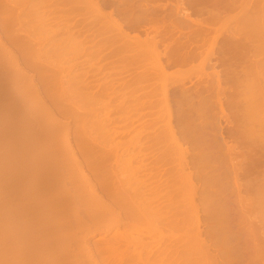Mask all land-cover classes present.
Listing matches in <instances>:
<instances>
[{
	"label": "bare ground",
	"instance_id": "obj_1",
	"mask_svg": "<svg viewBox=\"0 0 264 264\" xmlns=\"http://www.w3.org/2000/svg\"><path fill=\"white\" fill-rule=\"evenodd\" d=\"M29 1L30 0H0V13H1L0 15H2V16L4 15L3 17L0 16L1 17L0 21H2V22H0V58L1 59L4 58L2 60L0 59L2 61V62L0 61V65H1L0 66V89L2 90V91H0V95H2L4 93V90H6V88H11V86L14 88L15 85H17V86L19 85V88L18 87H17L18 89L16 88L19 92L15 91V93L16 92H18V93H16L14 95V91L12 90L13 89L12 88L10 91L13 92V93L12 92L11 93L15 97L13 98L12 96H10L9 98L13 99V102H12V100H11V102H12V104H14L13 105L14 108H17V109H13V114H16L18 116V118H20L18 120H20L19 122H21V124L22 123H24V124H22L23 127H21L20 126L21 124L19 122H16L18 125H16L15 127L13 126V128L12 127L9 128V130L7 129V132L9 134L11 131L14 132L13 134H10V135L16 136L20 132L22 133L27 128L31 129L30 128L31 125H35L34 127H32L34 129L39 124V126H37L35 128V131H36L37 128L40 127V129L38 131H36L38 133L42 129L40 131L42 133L39 134V138L41 141H39V139H37L38 134L37 133L35 134V131L31 132L34 134L30 133L31 137L28 136L29 137V139H28L26 137V135H28L30 130L29 131L26 130L28 132L27 134H26V131H25V133L24 132L22 133V135L24 134V136H25V138L23 137L24 141L22 140V137H17L16 139H18V141H20V142L18 143V141H16L17 144H16V142H13L12 145H9V147L13 146L12 149L10 147V150H12V151L14 150L13 152L16 151L15 152L16 155H18L19 153L21 154L22 152L23 153L26 152L27 154L28 153L31 154L33 152V150L35 149V147H37V149H35L37 151V153L35 150L34 151H35L36 155L38 154L39 156H41V154H42L41 150L44 149L42 151L43 152L42 155H44V157L41 156V159H40V157H38L37 159H34L35 162L38 159H40L39 162L37 161L39 164L35 163L33 159L30 161H27L28 159L26 160V158L24 157V154L22 153L23 157H24L22 159H24V160L21 159L20 161L21 162L23 161L22 163H24V161L26 160L25 163L28 167H26V165L24 167H22L23 177L21 175L22 178H20V179L23 180V182H25V180H24L25 176L24 175H26L25 179H28V177L30 178V177H32V175L34 176L36 174V172L38 171V172H40L41 175L44 173L46 174V176H45V174L42 175L43 178L45 176V178L47 177L50 179V180L49 179L46 180L45 178L43 179V181H45L44 184H43V181L41 182V185L43 184V186H42L43 188H45V189H57L56 191H58L60 189L62 190L61 193H58V194L54 193L55 195L53 194L52 196L50 195L51 197L49 196L46 199L45 203L41 202L42 204H39L38 206H43V205L44 206L37 208L40 211L36 210V207H37L36 206L33 209L34 213L32 212V214H30L31 216L35 214V216L39 215L37 217H40L41 212L48 210V212L47 211L46 212L47 213L50 212L51 214L50 213L47 214L45 212H44L45 214L42 213L41 216L44 215L45 217L44 216H43L44 218L40 217L39 218L40 220L36 219L37 217L33 216L35 218V221L37 220L38 222H42L45 220H46V222L50 221V223L47 222V224L49 223V225H47L46 228H45L46 224L44 225V228L43 227L41 228L44 230L39 229L40 228L39 227L38 228L39 230H37V231L41 230L40 231L41 234H43V232L46 233L49 231L48 233H50V234H48V235H50L54 239L56 237L55 235H57V234H59L58 235L59 237L54 240V242H53L54 244L49 243V245L47 247L48 249L43 248L41 245H38L39 247L41 246L45 250H43L41 248L38 249V246L33 247V249H32V247L28 248V247H26V245L24 243L25 246L22 245V247L20 246L17 249V250H20L21 252L22 251L23 252L18 254L16 257H14L13 255L7 256L5 258L3 264H155V263H158V264H190V262H188V261L196 260V259H198V262H200L201 264H231V261L227 259L228 253H226L224 250H219L218 253H214L211 251V248L213 249L214 247L216 248L217 245H220L219 243L221 240L213 238V237H215L214 235H216V234H214L215 229L213 231V228L212 229L208 228V225L210 223H208V220H207L208 218H206L207 215L203 216L204 215L203 214L202 215L203 217H201L200 214L202 211L199 212L201 209L199 210V206L196 203H195V205L193 204V201H194L193 198L195 199L194 194H193V193H195L193 191L194 190V184H192V182H193L191 179L192 174L188 170H187L188 175H186V176H189V175L190 176L186 177V178L188 179L187 186L189 187V189L186 186L182 187L183 190H181V188H179L183 182L181 184H178V182H180V180H178V178H177L178 177L177 173L180 171L184 172L183 170H180V169H181V167L184 168L183 163L187 161V159H186V161H184L185 157H183V158L180 157L181 154L179 153V157L182 158L181 162L183 165L181 164V162H180L181 159H180L178 161V167H180L179 162H180L181 167L175 168V169L180 170V171H178V172L176 171V173H174V175L175 174L177 175V177L175 175L176 181L174 183L169 179L170 176L167 177L166 174L168 173V171L165 169V167L161 168L165 165V163H164L165 160L163 161V158H160V157L159 158L161 159V161L158 158H156L158 160L154 159V160H151L152 162H149L152 164V166H151V164H149L150 165L149 170H151V171L149 173H146V174L145 173L141 174L142 173L141 169H143L144 163L146 161L144 162V160H142V158H141L142 156L140 157V155H139V157L137 156V159L135 158V155H133V154L130 156L128 155V158L121 159L122 157H120V158L118 157L119 161L117 162V160H116L117 166L116 167H110V165L114 164L113 162L115 161V160L113 161L112 159H114V157L117 159V156H115V155L121 154L120 152L118 153V151L121 148H125V146L123 147V145L125 143L118 141L121 138H119L117 136L112 138V139L110 138L111 142L113 141L111 143L109 140V137H111V136H107V135L104 136V134L107 133L106 131H105V133L103 131H102L103 133L100 131L99 132L97 131L101 135L103 134V136L106 137L105 139H102V136L100 134H99V138H96L98 140L93 138V137H95V135H98V133L97 134L95 132L92 133L93 129L95 131V128H97L98 126H100L99 128H102L103 127L102 125H104L103 122L100 123L102 125L98 124V122H97L98 126L94 125L97 120L94 122V124L91 123V125L92 126L94 125L95 128L91 127L90 124L87 125V126L90 125L89 128H91L90 129L91 134L95 133V135H93V136L91 134L89 136V134H88L89 129H87L88 127L86 128V124L91 119L90 116H92V114L94 115V113L91 111V109L95 110L96 108H98L94 105H93L94 108H91L90 104L91 103H97L98 104L102 100L101 98L103 96L105 97V95L107 94L105 92H107L108 90L110 91L111 89L112 90L115 89L116 91L113 90L114 93L116 92L117 94L118 93L121 94L122 93L121 90L125 89L128 92L121 94L120 98L116 94V96L119 98L118 101H116V104L113 103L115 101L114 96H112L113 98L110 97L111 94L113 93V91H112V93H108V94H110L108 96V98L106 95V98L107 99L110 98V99L108 101H107V99L106 100L104 99L105 104H104L103 100H102L103 103L100 102L104 105L99 103L100 105H102V107L104 109H111L110 110L111 112L117 111V113H118L117 115H121L119 112H122L120 120L123 122L124 125L122 124L123 126H121V127H120V125H118L121 128V129H119V127H117L116 133L119 134L118 136H120L122 134L124 136L125 133H130V132H132V135H134L133 133L137 132V130L135 131V129H134V131H135L134 132L133 128L135 127L136 129H138L137 127H139V125L141 124L140 123L139 125H137L139 123L138 122L136 124L137 125V127H136L135 123L137 121H139L140 119H144V117L148 116V119L145 118L146 120L145 119L144 120L145 121L149 120L148 125L150 127L151 126H152V128L155 127V129H157V130L160 129L159 127H162L160 130L162 132L166 131V133H167V134H165L166 138H168L167 136L169 134V137H171V139L175 141V144L177 143L178 145H180V148L183 147L182 143L180 142L183 137L180 138V136H177V135H180L179 132L182 134V131H180V129L179 130L175 129V127H177V126L179 127L180 125L175 124L176 120H174V119L178 120V118H180V117L177 118L178 115L175 114L176 112L173 113L171 110L172 108H174L175 104L172 108H171V106L173 103H171V105H170V101L173 102L172 101L173 99L170 100L169 96L171 95V93L173 91L171 89L172 92L170 94H166L167 92L162 93V90H164L163 86L169 84V83H165V85H164V82L170 78V75L174 74V73H172L173 71H168V69L170 67L179 66V65L182 66L183 64H188L189 61L191 62V60L194 59L193 57L197 56V55H195V54H197V51L192 52L190 50L191 47L186 45L187 43L184 42L183 36L186 34H184V33L182 34V31H180L179 38H177V39L173 38V35H174L173 31H174V29L177 28L176 26H178V24L179 25H186L188 23H193L192 21H194V20H191L189 18L190 17L189 15H185V16H183L182 19L178 20V22L176 20H175L176 22H174L173 20L168 21V22L166 21L167 22L166 24L168 26L164 23L158 24L159 25L158 26V25H156L157 24L156 23L155 24L156 26L154 25L153 28H155L156 34L161 35V36H159V39H161L160 37L166 36L165 38H162V40H159V39H156V38H158V35H156V34H155L156 35V38H155V35L151 36L150 33H147V32H146V35H142L139 32H135V31H138V29H139V26H140L139 24H141L140 21L144 20L145 18L149 19V18L155 17V15H158L157 9L159 7L156 5L155 6L153 5V7L151 5V7H150L151 11L149 10V12H147V14H145V13L144 14L143 13L142 14H139V13L136 14V13H133L134 12L133 10L136 9L134 7L135 4L132 8H130V5H131L130 1L131 0H129V1L125 0L126 3L125 2L123 3L124 0L123 1L119 0V2H118V0H101V1H97V0H36L35 1L36 13H35V20H34L35 24L37 25L36 26V25L31 24V18L33 17V14L28 12L27 3ZM127 1L129 2V4L127 3ZM158 1H161V0H158ZM219 1H217L218 4H219ZM224 1H225V4L223 3V7L226 5L225 7L232 8L233 6L231 7V5H233V1L235 3V1H239V0H232V1L231 0H224ZM240 1L243 2L246 0H240ZM256 1L258 2V0H256ZM149 2H151V0H149ZM173 2L175 4H173V6H171L170 9H171V11H173V10H176V11H174L172 13L170 12L169 13L170 16L171 15L175 16L176 15L175 12H177V14L179 15V11L181 9L187 10V8L190 7L189 5H194L195 9H197L199 11L203 10V6L200 4L202 1L199 2V0H173ZM241 2H236V3H239V5L234 4V6L235 5L236 6L233 7V9L237 8V6H240V7L243 6L244 8H246V6L248 5L249 7H247L246 10H242L246 14L248 11L247 9L250 8V5L247 4V2L251 3V1L248 0V1H246V3L244 2L246 5L244 3H243V5H241L242 4ZM132 4H133V2H132ZM109 5L114 8L112 11H108V10L106 11L105 8H107V6H109ZM137 6H139V4ZM131 9H132V11L129 13L128 10H131ZM235 15H237V14H235ZM237 16L241 17L242 14L237 15ZM254 16H252V17H254ZM123 17L126 19H129V18L132 19L131 20V29L132 30L129 31V29L127 27V25L129 26V24H130V22L128 20H123V19H122L123 21L121 20V18H123ZM215 17L217 19L220 18L217 14L215 15ZM244 17L246 18L247 16L244 15ZM260 18H263V15L260 16ZM189 19L191 20L190 22H188ZM234 19H235L234 21H233V19L231 21L230 20H228V21L226 20V21L228 23L237 21V18H234ZM241 19H243V18H240V20ZM263 20H264V18H263ZM223 21H222V23H223ZM255 21H257V20H255ZM194 22L196 23L197 21H194ZM200 22H197V23H200ZM174 23L176 26L174 25ZM171 24L174 25L173 27H176L174 29L172 28V31L169 30V28L172 27ZM160 27H164L162 29H164L166 31V33L163 32V30L160 29ZM36 28H37V32H36ZM169 31L171 32V34L169 33ZM160 32L163 34V36ZM59 34H61V36H62V34L65 35L64 38H62L63 36L61 37L62 38V39H60L61 42H57L59 40H57L56 36ZM167 34L170 35V37H168ZM217 36H218V34H217ZM186 37H187V35H186ZM214 38L215 37H213V39ZM184 39H186V38H184ZM216 39L217 38H215V43L217 41ZM55 41L57 43H59L60 45H61V43L65 44L64 45L65 47H63L64 51L62 50L63 52H66L65 48L67 49V47H68L67 44H69L70 49H67L68 52L65 53V56L67 54H72V56L74 54H77V56L79 55V57H77V60H78V58H80V56L82 58V57H85L86 55L87 56L89 55L88 57L86 56L85 60H83V61L85 63H88V62L91 63L90 66H94V64L98 61L101 62L102 60L104 61L105 59L111 60L112 57L113 58L119 57V58H117L119 61V60H121V57L124 58L125 55H128L129 53H131V56L133 54V57H130L129 56L130 54H129L128 58L129 59L130 58L136 59L135 60L136 62L131 61V63L132 62H133V64L135 63L134 65L131 64L132 70L134 69L133 66H135L136 63L138 64V62L140 61V58H139L140 55L145 54L146 51H144L145 50L144 48L147 47V50L149 53L146 52L147 54H145V55H150V56L152 55V57L155 56V58H154L155 61L153 60L154 64L150 65V66L154 67V68H151L154 74H151L152 72H150L151 69L149 68L150 67L149 65L144 66L145 64H143L142 66H144V67L140 66L141 67L140 71H138L139 68H135L134 72H131L127 76V73L130 70V69H128V67L131 68V66H127V63H129V61H128L129 59L124 58L123 60L124 61L126 60L125 65L123 63L124 61L122 62V60L119 61L120 63L118 62V64L121 65V67H122L121 68L119 66L121 69H118L117 67H115L118 65L114 64L115 66H111V68L113 67L112 69H114V67H115L118 70L114 69V70H116V72L114 71L115 73L110 71L111 72L110 75L108 74L109 71H107V74H105L107 79H108V77H112V75H113L114 78L118 77L120 82L114 81L117 79L111 78V80L104 83V81L106 79L102 75L103 79H105L104 81L102 80L103 83L100 82L101 81L100 80L99 83H95V84L90 85V83H89L90 81H87V79H90L92 81L91 83H94L93 78H94V75L96 74V73L94 74V72L99 70L97 72V75H98V73L100 71L104 72L105 67L102 68V66L99 65V67H97V70L96 71L94 70L92 72L93 76L91 78H88L89 76L92 75V73H91V71L89 72L88 70L85 72L87 67L83 68L85 70L81 69L82 73H83V71L85 72V74L83 73L84 75H81V76H80V74H79L80 72H78V70L75 73H74L75 70L74 71L72 70L77 65L76 61H73V60H75V58H74L75 55L73 56V59H71V56H69V55L68 56L70 59H68V58H67L68 60L65 59L68 62L71 60L69 63L73 62V64L71 63L72 65L71 64L69 65V63L66 62L65 60H63L62 58H59L60 60L62 59L61 61L59 59H55V58H54V60L52 59L53 61H50L49 60L50 58L48 56L50 54L56 55V56L59 55L58 57L63 56L62 51L56 50L57 46H59V45H57V43ZM162 41L164 42L163 45L161 44ZM213 43H212V45L214 46ZM48 44H51V46L49 45L47 47ZM118 44L119 45L121 44V45L119 46ZM124 44L126 46L128 44H130V45L133 44V46H134V44H137V46H139L138 48L141 49L140 50L138 48H135L136 50H138L139 55L137 54V51H135V49L134 50L132 49L131 51L132 52L134 51L136 53L135 57H134V52L132 53L131 51H129V49L133 48V47L128 45L130 47L126 49L128 51L125 53H128V52L129 53L125 54L123 57L122 53H124V52H121V49H122V47H125ZM210 44H211V41H210ZM11 46L13 48H15V49H13L15 51L12 50ZM161 46L162 47L164 46L163 50L161 49L162 48ZM59 48L62 49L61 47H59ZM186 48H189V49L187 50ZM124 49L125 48H123V50ZM142 51H144V53ZM58 52L60 54H58ZM69 52H71V53H69ZM200 53H199V55H200ZM80 54H83V56ZM46 55L48 57H46ZM137 55L139 56L138 57L139 59L137 58ZM145 55H143V57L147 58V56H145ZM28 56L36 57L35 59L38 62H36L35 59L33 61V58L30 57L32 60L29 58L30 59V63H29V61H27L28 58H26ZM43 56H44V58L46 57V60L44 62L46 64H44V63L42 64L41 62L39 63V61H41V60H39L40 57L43 58ZM201 56H203V55H201ZM37 57H38V59H37ZM50 57H52V56H50ZM110 57H111V59H110ZM152 57H150V58L152 59ZM204 57H202V58H204ZM44 58H43V60H44ZM63 58H65V57L63 56ZM86 58L88 60L87 62H86ZM150 58H147V59H150ZM47 59L49 60V62ZM21 60L23 61V63L26 61V63H24V66H23V63ZM56 60L60 61V62L65 61V63H67L66 65H69V66H65L64 62L62 64H60V62H59V64H57ZM107 60H105V61H107ZM84 62H83V64H85ZM27 63H28V65H27ZM89 63H88V65H89ZM115 63H116V61H115ZM63 64H64V67H62ZM79 64L81 65L80 62H79ZM123 65H124V67H123ZM138 65H136V66H138ZM90 66H89V68H90ZM125 66H127V68H125ZM82 67H84V66H82ZM27 69L29 71H32L33 74H31V72H28ZM70 70H72L71 75H73V77H71L69 74ZM67 71H69V72H67ZM174 71H176V70H174ZM177 71H178V69H177ZM15 72H16V74H15ZM64 72L66 73V75L69 74L68 76H70L71 78H68L67 76H65L63 74ZM77 72H78L79 76L76 75ZM233 72H234V70H233ZM73 73L76 76H74ZM88 73H90L89 76H88ZM100 73H102V72H100ZM105 73H106V71H105ZM112 73H114V74H112ZM187 73H188V70L186 72L183 69L179 75L180 76L182 75V79H184L183 77L188 76ZM201 73L202 72H198L197 74H199V76L202 77L203 75H201ZM202 74H204V73H202ZM99 75H101V74H99ZM107 75H109V76H107ZM83 76L86 77L87 79H83L82 78ZM173 76H171V77H173ZM220 76H221V74L219 73V71H217L216 77L214 75L213 78L214 79L216 78V80L218 81L217 82L219 85L218 88L221 87L220 91L227 94L226 93L227 87L225 88L224 87L225 84L224 85L222 84V82L224 83L225 81H222L220 79ZM77 77H78V79H77ZM80 77H81V79H79ZM100 78L101 77H99V79ZM213 78L211 77L212 80H213ZM180 79H181V77H180ZM96 80L97 79H95V82H98V80L97 81ZM157 80L160 83L162 82L160 85V86H162V84H163L162 87H159V82H157ZM209 81H208V84H209ZM116 82L118 85L115 84ZM147 82H148V84L146 86L141 85V84L144 85ZM137 83H138V85H139V83H141L140 84L141 88H140V86L137 87ZM171 83H172V81H171ZM178 83H179V81H178ZM178 83H176V84H178ZM134 84H136V85L134 86ZM155 84H158V88H155L157 86ZM116 85H117V87H116ZM201 85H202V82H201ZM153 86H154V88H153ZM183 86H185V85L183 84ZM205 86H207V85L205 84ZM167 87H168V85H167ZM167 87L165 88L166 90H168ZM116 88H118V90ZM159 88H162V89L159 90ZM230 88H231V86H230ZM16 89H14V90H16ZM22 89H23V91L20 92V90H22ZM142 89L143 90L145 89V90L143 91ZM156 89H158V91H161V93L158 92ZM141 90H142V93H141ZM183 90H185V89L183 88L182 91ZM6 91H9V89ZM102 91H105L104 92L105 94L103 93V95H102L101 94ZM186 91H187V89H186ZM188 91H189V89H188ZM220 91H219V94L221 95ZM227 91H228V93L230 92L229 90H227ZM1 92H2V94H1ZM123 92H126V91H123ZM195 92H196V90H195ZM158 93H159V95L161 94L159 98H158ZM184 93H186V92H184ZM199 93H201L200 90H199ZM230 94H231V92L229 93V95ZM186 95H187V93H186ZM222 95L224 96V94H222ZM222 95H221V97H223ZM155 96H157V97H155ZM173 96H174V93H173ZM212 96H216V95H212ZM6 97H8V95ZM117 97L115 99H117ZM154 97H155V100L153 99ZM171 97H172V95H171ZM176 97L177 96H175V98ZM202 97H203V95H202ZM156 98H158V99H156ZM10 99H9L8 103L10 102ZM176 99H178V98H176ZM176 99L174 101H176ZM184 100H186V99H184ZM199 100H201V99H199ZM225 101L227 102V100H225ZM117 102H118V104H117ZM133 102H135L134 105L132 104ZM202 102H203V100H202ZM21 103H22V105H20ZM179 103L181 104V102H179ZM222 103H224V102L222 101ZM230 103H231V101H230ZM12 104H10V105H12ZM86 104L89 105V109H87V107H86V109L83 108V105L88 106ZM97 104H95V105H97ZM130 104H132L133 106H129ZM190 104H193V103H190ZM35 105H40L41 108L37 107V109H41V110H39V111L34 110L33 107ZM194 105H196V104H194ZM194 105H192L193 108H194ZM199 105H202V104H199ZM2 106L3 107L5 106L7 108L6 105H2V103H1L0 107H2ZM13 106H10V107L13 108ZM15 106H17V107H15ZM18 106H20V107H18ZM21 106L27 107L26 111L24 113H23V111H20L18 109V108H21V110H25ZM176 106H178V105H176ZM3 107L0 109L2 110ZM130 107L131 108L133 107V108L130 109ZM156 107L159 108L161 111H163V113L164 112L166 113V114L164 113L165 119L162 117V120H164V122L161 121L162 123L160 122L159 124H162V126L159 125V127L156 126L158 124V122L155 121V117H154V116H156V113H157V112L155 113ZM224 107H225V105H224ZM224 107H221L220 112H221V117H223V119L225 120L226 117L229 118L230 116L228 115V113L225 110L228 108H224ZM227 107H230L229 104L227 105ZM6 108L2 110V113L0 110V113H1L0 117L2 116V114H3V116L8 115V116H5V118L2 116L4 119L1 117L4 122L6 121V119L7 120H10V119L14 120V117L16 118V115H14L13 118L11 117V115H9L10 113L12 114V108H8L9 111L11 109L10 113L8 112V110ZM34 108L36 109V107H34ZM202 108L204 109V106ZM31 109H33V110H31ZM144 109L145 110L151 109V111H149V112L146 111V113H147L146 114L144 112L145 111ZM229 109L232 110V108H229ZM4 110H7V112ZM35 111H37V112H35ZM96 111L99 112L100 109L96 110ZM96 111H95V113H96ZM193 111H194V109H193ZM3 112L9 113V114H5ZM107 113L104 112L102 115L99 113L98 115H100V117L98 116L99 117L98 121H100L99 119H101L102 116L108 117L109 115ZM179 114H180V112H179ZM57 115H59V117H61V115H63L64 117L63 116L62 117L66 118L68 120H69L68 116H65V115H69L70 117L72 116L73 119L70 118V120L72 119L73 121L71 120L70 123H72V125H73L72 127H74V130L77 131V129H78V131L76 132L72 128V131H74V134L72 133L73 134L72 136H74V137H72V139L74 138V140H73L74 144L73 145L70 141L71 139L69 140L67 138L68 136H64L68 139L67 140L66 138H64V140L65 139L67 140V142L65 141V143L59 137V135L62 133L61 130L62 129L65 130V128H66V124H63L64 122L66 123V119L61 124L62 120L58 122L57 121V117H58ZM160 115H162V114H160ZM174 115H177V116H174ZM217 115H218V113H217ZM8 117H10V118H8ZM59 117H58V119H59ZM119 117H117L116 119H118ZM149 117H151L152 119L151 118L149 119ZM184 117H186V116H184ZM1 118H0V121H1ZM92 118H93V116H92ZM60 119H62V118H60ZM217 119H218V117H217ZM68 120H67V125L69 124V126H70V123ZM230 120L231 119H229V121ZM3 121H1V122H3ZM91 121H92V119L89 121V123ZM103 121H105V123H106L108 121H112V119L111 120L105 119ZM142 121H140V122H142ZM145 121L142 122L143 126L145 125V126H147L145 128H148V125ZM46 122H47V124H48V122H50V124H52L54 122L55 124L53 123V126L48 124L49 126H47ZM113 123H117V122L115 121ZM177 123L180 124L178 121H177ZM217 123H218V121H217ZM40 124H42V125L44 124L43 125L44 127ZM109 124L110 123L108 122L105 124V126H107V125L109 126ZM60 125L62 128H60ZM110 125L113 126L112 128H114V129H115V126H117V124H114L115 126L113 124H110ZM25 126H27V128H25ZM28 126H30V127H28ZM56 126H58L60 129H58V127H56ZM111 126H109L110 131H111ZM45 127H47V130ZM48 127H50L53 130H48L49 129ZM180 127H183V126H180ZM222 127L220 125L219 129H217V132H218V130H220V136H221V138L224 139V136L222 133V129H223ZM18 128L24 129V130L20 131ZM69 128L70 127L67 126V129H69ZM75 128H77V129H75ZM107 128L106 127H105V129L102 128V130H106ZM140 128L138 129V132H139ZM10 129H12V130L10 131ZM13 129H15V130H13ZM17 129L20 132H18ZM54 129L58 130V131L60 130L61 133L59 135L54 133ZM148 129H149V132H151L150 128H148ZM148 129H145V130L143 129V130L146 131ZM184 129H186V128H184ZM160 130H158V133ZM181 130H182V128H181ZM15 131H17V132H15ZM161 131H160V135H162ZM233 131H235V130H233ZM233 131H229L230 135H231V133H233ZM238 131L239 130L236 129V132H238ZM75 132H76V134H75ZM113 132L111 131L110 134H112ZM140 132H142V130H140ZM146 132L148 133V134L146 133L147 136H149L151 134V133L149 134L148 131H146ZM152 132H153V129H152ZM155 132H157V131H155ZM155 132H154L153 136L155 135ZM183 132H186V131H183ZM1 133H3V132L0 131V136L3 137ZM164 133L165 132H163V134ZM3 134H5V133H3ZM14 134H16V135H14ZM53 134H55V135L53 136ZM107 134H109V131ZM138 134L140 135V133H138ZM143 134H144V132H143ZM143 134H141L140 136H142ZM234 134H237V133H233V135ZM65 135H67V134H65ZM139 135H137L138 137L135 136L138 138V139L136 138L137 140H139V137H140ZM151 135L148 137L151 140V141L148 140V141H150L149 142L150 145L148 142H146L150 148L155 147V146H151V142L155 141L152 139L153 136H151ZM156 135H155L154 139H156ZM91 136H92V138H90ZM113 136H114V134H112V137ZM123 136H122V141H123ZM125 136H127V135H125ZM43 137H45L46 139H49L51 141H47V140L43 139ZM57 137H59L61 140V141L59 140L58 142H60V143L62 142L63 145L66 144L67 147H59L55 143L54 144L56 146L53 144L55 146V147H53V145H51L50 142H52L53 138L57 139ZM143 137H145V136L143 135ZM143 137H140V140H141V138L143 140ZM165 137L163 136V138H165ZM191 137L192 136H190V138ZM19 138H21V139L19 140ZM115 138H119V139L117 140V143L115 142V144H113L115 141ZM178 138H180L179 139L180 141L178 140ZM25 139H27V140H25ZM32 139H34V141ZM136 139H134V140H136ZM187 139H188V137H187ZM237 139H238V137H237ZM29 140H32L33 142H35L37 140V142L33 143L31 141L32 144H34V145H32L31 142H29L30 145H32V146H30V145H28ZM134 140H133V144H134ZM137 140L135 141V143L138 142ZM142 140H141V142H138L139 143V144L137 143L138 146L136 144L135 147L137 146V148L138 147L142 148L144 146V144L146 145V143H143ZM21 141H23V142L21 143ZM25 141H27V142H25ZM107 141H109L111 144L108 143ZM223 141H225L223 143L224 145H225V143H228V142H226L227 140H225V139ZM24 142L28 143V144H25ZM193 142H195V141L193 140ZM9 144H11V143H9ZM19 144H20L21 148L23 147L21 150L19 149V147L16 146ZM23 144H25L26 146ZM133 144L132 143L130 144V150L136 149V148L131 149V147H134ZM152 144L155 145L156 142H154ZM35 145H38L40 149H38V146H35ZM131 145H133V146H131ZM178 145H176V147H179ZM229 146H230V144H229ZM229 146L227 145V148H225L226 149L225 153L227 155L226 159L228 160V161L227 160L226 161H227V164H229V165H227V166H229V168H228L229 179L231 180V185H233V187H232L233 191L235 190V193L237 192L235 202L238 205L239 213L241 216H244L245 213L247 212V210H249V208L247 207L248 206V204L246 202L247 200H245L244 196H241L242 193L240 191H241V189H243V187L245 188V185L247 182L249 183V184L247 183V185H250V184H252V181L247 180L245 184L243 181V184H242V182L239 183L238 178H240L239 175H241V173L245 177H247L246 175H248V177H249L253 173V171H255V166H257L256 160H258V159L261 160V159L259 158V155L256 154V155H258V159L255 160V157H254L255 154L252 153L251 151L247 150V156H246L247 158H243V157H245V155L242 154L243 159H240L242 161L238 162V159H237L238 154L236 153L237 150L235 149L234 145H232V147H229ZM15 147L19 149V152H17L18 150H16ZM29 147H31V149L29 150L30 152L27 151V148H29ZM24 148H26V149H24ZM180 148H177V149H180ZM39 150H40V152H38ZM127 150H129V149H127ZM180 151L184 152V154H185L184 156H186L187 151L185 150V148L180 149ZM242 151H244V150H242ZM131 152H133V151H131ZM26 153H25V155H26ZM225 153H224V155H225ZM45 154H46V156H45ZM95 154H97V156ZM128 154H130V152ZM4 156H6V153L4 154ZM12 156L14 157L15 155H12ZM12 156H10V157H12ZM91 156H94V157H91ZM133 156H134L135 160H134ZM48 157H49V160H48ZM111 157H113V158L111 159ZM45 158H47V160ZM138 158H141V161H143L144 163H141V161H139L141 163V165L139 164L137 166L136 160L137 161L140 160ZM235 158L237 159V162H236ZM144 159L146 160V158H144ZM110 160H112V162ZM0 161H1V159H0ZM17 161H19V160H17ZM109 161L111 164L109 163ZM176 161L177 160H175V162ZM189 161L186 162V165H188V166L190 165V164H188ZM31 162H34L36 164V167L32 168L35 164L34 163L32 164ZM158 162L160 163L159 165H158ZM190 162L192 163V161H190ZM243 162H244V164H242ZM27 163H29V165L30 164L31 165L29 166ZM107 163H109L110 165H108ZM18 164L19 163H17L16 166ZM135 164H136V166L134 168L133 166ZM142 164H143V166H142ZM147 164H148V162H147ZM9 165H8V167H9ZM19 165L23 166V164L22 165L19 164ZM19 165H18V168H21ZM114 165H112V166H114ZM146 165H145V167H146ZM4 166L6 169L7 164ZM13 166H14V164H13ZM13 166H10L9 168L12 169ZM176 166H177V163H176ZM0 167L4 168L2 165H0ZM8 167L6 169L8 171H5V169H2V170H4L3 171L4 173H8L10 171V169H8ZM29 167L35 171L34 174H28L29 172L25 171ZM14 168H15V166H14ZM147 168H149V166ZM184 169H186V168H184ZM3 172L1 171L0 173L2 174ZM24 172H25V174H24ZM26 172H27V174H26ZM184 174H186V172H184ZM62 175H64V176H62ZM59 176L60 177L62 176L63 179H61V178L59 179ZM244 176H242V177H244ZM258 176L264 177V172L261 175L258 174ZM54 177L56 179H54ZM64 177H66V178H64ZM13 182H15V181L13 180ZM38 182H39V180H38ZM23 184H25V183H23ZM10 185L11 186L12 185L19 186L22 184L21 183L20 184L19 183H12ZM10 185H9V183H7L6 187L10 188ZM183 185H186V184H183ZM250 186L247 187V190ZM33 187L35 188V186L31 187L33 189V191H32V189L30 190L32 192H34L35 190L38 189V188L34 189ZM38 190L42 191L41 188ZM179 190H181L182 192L183 191L186 192V190H189V193L186 192L183 194L184 197H187L188 199H186L184 197H183L184 199L183 198L182 199H183V203L186 202L184 200H187V201L190 200L189 201L190 205H188L189 204L188 203L185 206L184 204L183 205L181 204L182 202L181 203L179 202V201H181V200H179V197L181 198V196H183L182 194H180ZM245 190H246V188L243 189V191H245ZM39 191H35V193L41 194V192H39ZM162 191H164V193ZM42 192L45 193L44 191H42ZM35 193H34V195H38ZM246 204H247V206H246ZM13 209L14 208L6 209V211H4V213H3L4 216H2V217L5 218L6 220H8L12 216H19L22 219L23 218L22 216L26 215V214L20 215L23 212H26L25 208H23V207L16 208V210L15 209L13 210ZM23 209L25 211H23ZM21 211H23V212H21ZM37 211H38V213H37ZM187 213L191 214L192 216L194 215L195 217L194 216L193 217L191 216L190 218L187 217L190 220L192 218V221L188 222L189 221L188 220V221H186L187 223H184L186 225L187 232L186 233L183 232L180 234L181 229L183 230L182 219H183V216L187 215ZM46 214H47V217H46ZM207 217H209V216H207ZM25 218L23 220L24 224L26 223ZM109 218L114 219V221H112L111 224L109 222V224H105L104 226L98 228L101 223H103L107 219L109 220ZM193 218H195V219L193 220ZM32 223H34V222H32ZM32 223H31V225H32ZM44 223H41L42 226ZM14 225L15 226H13L12 223H10L8 221L6 223V226L4 227L5 234L10 239H13L14 237L20 235L21 234L20 232L25 233L22 230L23 222H22V225H18V224H14ZM26 226H24L25 229H26ZM13 227H15V229ZM93 227L98 228L97 231L95 229L96 232H91V235L87 234L88 231H89V233H90V231H92L90 229ZM27 228H28V226H27ZM45 229H47V231ZM29 230L32 231L31 229H29ZM262 231H264V229ZM262 231H260V232H262ZM83 232H87V233H85L87 235L82 236L79 234V233H83ZM32 233L36 236L34 231H32ZM97 233H100L101 237L99 239L94 240L92 236L97 234ZM27 234H28V232H27ZM37 234H39V233H37ZM256 235H257L256 233L252 232L251 236H253V239L256 240L257 239ZM211 237L214 239L213 241L210 239ZM52 238H51V242H52ZM184 239H185V242H187V246H189L191 252H189V249L187 247L181 245V243ZM50 244H51L52 248H50L51 247ZM23 248H26V249L28 248V250H24ZM131 248H133V250H131ZM46 249L48 251H46ZM59 249H61V250H59ZM57 250H59L58 253H57ZM255 251L256 252L259 251V244L258 243L255 244ZM263 254L264 253H261V257H260V258H262L261 260L264 259ZM201 260H203V263ZM257 261L259 262V256H258ZM262 264H264L263 261H262Z\"/></svg>",
	"mask_w": 264,
	"mask_h": 264
},
{
	"label": "rangeland",
	"instance_id": "obj_2",
	"mask_svg": "<svg viewBox=\"0 0 264 264\" xmlns=\"http://www.w3.org/2000/svg\"><path fill=\"white\" fill-rule=\"evenodd\" d=\"M35 1L36 0H30L28 3H27V7H28V12L29 13H32L33 14V17L31 18V24L32 25H36L35 24V13H36V7H35ZM97 1H101V0H97ZM123 1V0H122ZM129 1V0H128ZM127 1V3L129 4V2ZM200 1H202L200 4L203 6V10H197V9H195V6L194 5H189L190 7H188L187 8V10H184V9H181L180 11H179V15L177 14V12H175V16L174 15H169V13L171 12H174V11H176V10H173V11H171V9H170V7L171 6H173V4H175L174 2H173V0H161V1H158V0H151V2H149V0H131L130 2H131V5H130V8H132L133 6H134V4H135V10H133L134 12L133 13H136V14H147V12H149V10L151 9L150 7H151V5H152V7H153V5L155 6H158L159 8L157 9L158 11H157V14L158 15H155V17H152V18H145L144 20H142V21H140L141 22V24H139L140 26H139V29H138V31H135V32H139V33H141L142 35H146V32L147 33H150V35L152 36V35H155L156 33H155V28H153L154 27V25L156 24V25H158V24H162V23H164V24H166L168 21H174V22H178V20H180V19H182L183 18V16H185V15H189L190 17V19L191 20H194V21H197V22H200V23H195L194 21H192L193 23H188V24H186V25H179L178 24V26H176L175 25V23H174V25L177 27H173L174 25L173 24H171V26L172 27H170L169 28V30L170 31H172V28L174 29V28H176V29H174V31H173V33H174V35H173V38L174 39H177V38H179V35H180V31H182V34L184 33V34H186L187 35V37H186V35H184L183 36V40H184V42L185 43H187L186 45H188L189 47H191L190 48V50L192 51V52H196L197 51V54H195V55H197V56H195V57H193L194 59H192L191 60V62L189 61L188 62V64H183L182 66L181 65H179V66H173V67H170L169 69H168V71H173L172 73H174L173 75H170V78L168 79V80H166L165 82H164V85H165V83H169V84H167L168 85V87H167V85H165L166 87H167V89L168 90H166L165 88V86H163V84H162V86L164 87L163 89L164 90H162V93L164 92H167L166 94H170L172 91V93H171V95H172V97H171V95L169 96L170 97V100L171 99H173L172 101L173 102H171L170 101V105H171V103H173L172 104V106H171V108L174 106V104H175V106H174V108H172L171 110H172V112L173 113H175V114H177V115H174V116H177V118L178 117H180V118H178V120L177 119H174V120H176L175 122V124H177V125H180V126H183V127H175V129H180V131H182V134L179 132V134L180 135H177V136H180V138H182L181 139V141L179 140L180 138H178V140L182 143V146L183 147H181L180 148V145H178L177 143L175 144V141L174 140H172L171 139V137H169V134H168V138H166L165 136V134H167L166 133V131H163V132H165L164 134H163V132L160 130L162 127H159V125H161L162 126V124H159L161 121L162 122H164V120H162V117L164 118L165 117V114L163 113V111H161L159 108H157L156 107V111H155V113H156V116H154L155 117V121H157L158 122V124L156 125V126H158L160 129H158V130H160L162 133V135H160V131H159V133H158V130L157 129H155V127L154 128H152V126L150 127L149 125H148V121H145L146 119L145 118H147L148 119V116H146V117H144V119H140L139 121H135L134 123H135V126L137 127V125H139L140 123V125H139V127H137L138 129L140 128V130H142V132H140V130H139V132H138V129H136L135 127L133 128V131H134V129H135V131L137 130V132H135L137 135H139L138 133H140V135L141 134H143V132H144V136L145 137H143V135L142 136H140V137H143V140H142V138H141V140L143 141V143H146V142H150L151 140L148 138L151 134V136H153V134H154V132L155 131H157V132H155V135H156V139H154V137H155V135L153 136V140H155L154 142H156V144L154 145V144H152V143H154L153 141L151 142V146H155V147H149V145H150V143H149V145L146 143V145L144 144V148L142 149V148H140V147H138L137 148V146H138V142H141V140H140V137H139V140H137L138 138V136L135 134V133H133L134 135H132V132H130V133H125L124 134V136L125 135H127V136H123V134L122 135H120V136H118L119 134H117L116 133V131H117V127H119L118 125H120V127L121 126H123L124 124H123V122L120 120L121 119V115H122V112H119L121 115H117L118 113H117V111H110L111 109H104L103 107H102V105H104L105 104V100L108 98V96L110 95V94H108V93H112V91L113 90H115V89H111L109 92L107 91V92H105V91H102L101 92V94L103 95V93L105 92V93H107L106 95H107V98H106V95H105V97L103 96L101 99L103 100V102H104V104H102L103 102H102V100L100 101V102H102V103H100V104H102V105H100L99 103L97 104V103H91L90 104V107L91 108H94V106H96V107H98V108H96L95 110H92L91 108V111L94 113V115L92 114V116H93V118H92V116H90V118L92 119V121L89 123V121L91 120L90 118V120L88 121V123L86 124V128L87 129H89L88 130V134H89V136H90V134H91V128H89V126L91 125V123H93L94 124V122H95V124L94 125H97V122H98V124H100V123H102L103 122V124L104 125H102V124H100V125H102L101 127L102 128H104L105 129V127L108 129H106V130H102V128H99L100 126H96L97 128H95L94 127V125L92 126L91 125V127H94L95 128V131H94V129H93V131H92V133L93 132H95L96 134L100 131V132H104L105 133V131L108 133V131H109V134H107V133H105L104 134V136H111V137H109V140H110V142H111V139L112 138H114V137H119V138H121V139H119V138H115V141H114V143L113 144H115V142L117 143V140L118 141H121V142H124L125 144L123 145V147L125 146V148H121L119 151H118V153L120 152L121 154H119V155H115V156H117V159L114 157V159H112L113 157H111V159L114 161L113 163L115 164H111L110 163V161L112 162V160H110L109 161V163L111 164H109V163H107L108 165H110V167H116L117 166V163H116V160H117V162L119 161L118 160V157L120 158V157H122L121 159H123V158H128V155L130 156V155H135V158L137 159V156L139 157V155H140V157L142 158V160H144V162L143 161H141V158H138V159H140V160H136V164H137V166L140 164L141 165V163H144V166H143V164H142V166H143V169H141L142 171V173L141 174H146V173H149L151 170H149L150 169V165L149 164H151V163H149V162H152L151 160H154V159H156V158H158L160 161H161V159L160 158H163V161L165 160V165L163 166V167H161V168H164L165 167V169L168 171V173L166 174L167 175V177H169V179L174 183L175 181H176V177H177V175H178V180H180V182H178V184H181L182 182V184H181V186L179 187V188H181V190H183V186H186L188 189H189V187L187 186V183H188V179L186 178V177H189V176H186V175H188L187 173H188V171L192 174L191 176V179H192V184H194V192L196 193H193L194 194V197H195V199L193 198V204L195 205V203L199 206V212H201V214H200V216L201 217H203V216H209V217H207L206 216V218H208L207 220H208V223H210L209 225H208V228L209 229H212L213 228V231H214V229H215V233L214 234H216V235H214L215 237H213L214 239H219V240H221L220 241V245H217L216 246V248L214 247L213 249L211 248V251L212 252H214V253H218L219 252V250H224L226 253H228V255H227V259L228 260H230L231 261V264H262V261L264 262V259L263 260H261L262 258H260L261 257V253H264V231H262L263 229H264V177L262 176H258V174L259 175H261L263 172H264V20H263V18H264V0H258V2L255 0H250L251 1V3H248L247 2V4H249L250 5V8H248L247 10V13L245 14L244 13V11H242V10H246V8L247 7H249L248 5L246 6V8H244L243 6H237V8H234L233 9V7H235L236 5H239V3H236V2H241L240 0L239 1H235V3H234V1H233V5H231V7L232 8H227V7H223V3L225 4V1L224 0H199V2ZM217 1H219V4H218V2ZM232 1V0H231ZM246 1H248V0H246ZM246 1H243V2H241L240 4L241 5H243V3L245 2L246 3ZM254 1V2H253ZM118 2H119V0H118ZM125 2V0L123 1V3ZM132 2H133V4H132ZM146 4H145V3ZM153 2V3H152ZM217 2V3H216ZM126 3V2H125ZM145 5H144V4ZM169 3V4H168ZM244 3V4H245ZM139 4V6H137ZM218 4V5H217ZM234 4H236L235 6H234ZM127 5V4H126ZM169 5V6H168ZM246 5V4H245ZM230 6V5H229ZM165 7V8H164ZM169 9H168V8ZM193 7V8H192ZM221 7V8H220ZM223 7V8H222ZM227 8V9H226ZM106 9V11L108 10V11H112L114 8L112 7V6H107V8H105ZM250 9V10H249ZM132 11V9L131 10H128V12L130 13ZM151 11V10H150ZM246 12V11H245ZM240 13V14H239ZM244 13V14H243ZM1 14V13H0ZM60 14V13H59ZM218 15L220 18L219 19H217L216 17H215V15ZM235 14H237V15H241L242 14V16L240 17V16H237V15H235ZM251 14V15H250ZM244 15L245 16H247L246 18L244 17ZM255 15V16H254ZM263 15V18H260V16H262ZM1 17H3L2 15H0ZM231 16V17H230ZM234 16V17H233ZM237 16V17H236ZM252 16H254V17H252ZM0 17V18H1ZM118 17V16H117ZM239 17V18H238ZM231 18V19H230ZM234 18H237V21H235V22H230V23H228L227 21L228 20H232L233 19V21L235 20ZM240 18H243V19H241L240 20ZM128 20L129 22H130V24H129V26L127 25V27H128V29H129V31L130 30H132L131 29V18H129V19H126V18H121V20ZM189 19V21L188 22H190L191 20ZM1 20V19H0ZM122 20V21H123ZM176 20V21H175ZM224 20V21H223ZM227 20V21H226ZM240 20V21H239ZM255 20H257V21H255ZM259 20V21H258ZM261 20V21H260ZM144 21V22H143ZM167 21V22H166ZM222 21H223V23H222ZM0 22H2V21H0ZM143 22V23H142ZM227 22V23H226ZM163 24V25H164ZM169 24V23H168ZM177 24V23H176ZM201 24V25H200ZM155 25V26H156ZM162 25V26H163ZM167 25V24H166ZM200 25V26H199ZM262 25V26H261ZM37 26V25H36ZM159 26V25H158ZM165 26V25H164ZM168 26V25H167ZM145 27V28H144ZM38 28V27H37ZM37 28H36V32H37ZM162 28H164V27H160V29H162ZM127 29V30H128ZM144 29V30H143ZM159 29V30H160ZM163 30V32H165L166 33V31L164 30V29H162ZM161 30V31H162ZM217 30V31H216ZM169 31V33L171 34V32ZM134 32V33H135ZM161 33V32H160ZM162 34V33H161ZM217 34H218V36H217ZM156 35H158V34H156ZM156 35H155V38H156ZM166 35V34H165ZM168 35V34H167ZM63 36V37H62ZM62 36H61V34H59V35H57L56 37H57V40H59V41H57V42H61L60 41V39H62V38H64V36L65 35H63L62 34ZM159 36H161V35H158V38H156V39H159ZM162 36H163V34H162ZM182 36V35H181ZM190 36V37H189ZM62 37V38H61ZM166 37V36H165ZM164 36L163 37H160L161 39H159V40H162V38H165ZM168 37H170V35H168ZM213 37H215V38H217L216 40V43H215V38L213 39ZM231 37V38H230ZM184 38H186V39H184ZM230 38V39H229ZM188 40V41H187ZM213 40V41H212ZM219 40V41H218ZM187 41V42H186ZM210 41H211V44H210ZM231 41V42H230ZM56 42V41H55ZM56 42V43H57ZM214 42V43H213ZM236 42V43H235ZM238 42V43H237ZM212 43L214 44V46L212 45ZM161 44L163 45L164 44V42L162 41L161 42ZM51 46V44H48L47 45V47L48 46ZM53 45V44H52ZM57 45H59V46H57ZM57 49L56 50H58V51H64V49H63V47H65L64 45L65 44H62L61 43V45L59 44V43H57ZM68 45V47H69V44H67ZM66 45V46H67ZM119 45V44H118ZM121 45V44H120ZM119 45V46H120ZM128 45H130V44H128ZM126 46L125 44H124V46L125 47H122V49H121V52H124V53H122V55H123V57H124V55L125 54H128V53H125V52H127L128 50H126L127 48H129L130 46L131 47H133V48H130L129 49V51H131L132 49L134 50L135 48H138L139 46H137V44H134V46H133V44L132 45H130V46ZM199 45V46H198ZM212 45V46H211ZM55 46V45H54ZM136 46V47H135ZM59 47H61L62 49H60ZM67 47V49H70V47L68 48ZM144 47V46H143ZM162 47V46H161ZM11 48H12V50L13 49H15V48H13L12 46H11ZM59 48V49H58ZM123 48H125L124 50H123ZM163 48H164V46L161 48L162 50H163ZM67 49L65 48V50H66V52H63L62 51V55L65 57V58H63V56L61 57H58V56H56V55H52V54H50V55H48L49 56V60L50 61H53L54 60V58L55 59H59V58H62L63 60H65V59H70L69 58V56H71V59H73V56L75 55V60H73V61H76V63H77V65L74 67V69H72L73 71H74V73L78 70V72H80L79 74H80V76L81 75H84L85 74V72L88 70L89 72L91 71V73L95 70H97V67H99V65L100 66H102V68H104V72L103 71H100V72H102V73H98V75L99 74H101V75H97V72L99 71H96V72H94V74L96 75H94V80H93V82L94 83H91L92 81L90 80V79H87L86 77H82L83 79H87V81H90L89 83H90V85L91 84H95V83H99V81L100 82H102V80L104 81L105 79V81H104V83L105 82H108L109 80H111V78L112 79H117V80H114V81H119V78L117 77H113V75H112V77H108V79L106 78V75L105 74H107V71H109L108 72V74L110 75L111 74V72H116V70H114V69H121L122 67H121V65H119L118 64V62L119 61H121L122 60V62L124 61L123 59L125 58H127V59H129L128 57L130 56V57H133V54H132V56H131V53H129L128 55H125V57L124 58H122L121 56V60H119L118 61V59L117 58H119V57H115V58H113L112 57V59H111V57H110V59L111 60H107V59H105V60H107V61H98V62H96L95 64H94V66H90L91 65V63H89V65H88V63H85L83 60H85V57L87 56H85V57H82L81 58V56H80V58H78V60H77V57H79V55L77 56V54H74L73 56H72V54H67L66 56H65V53H67L68 51H67ZM138 49H140V48H138ZM145 50L144 51H146V52H148V50H147V47L146 48H144ZM187 50L189 49V48H186ZM141 50V49H140ZM139 50V51H140ZM13 51H15V50H13ZM135 51H137V54L139 55V53H138V50H136L135 49ZM144 51H142L143 53H144ZM132 52V51H131ZM134 52V51H133ZM132 52V53H133ZM145 52V54H147ZM200 53V55H199V53ZM64 53V54H63ZM69 53H71V52H69ZM141 53V52H140ZM149 53V52H148ZM58 54H60L59 52H58ZM135 52H134V57H135ZM145 54H143V55H145ZM69 55V56H68ZM80 55H82L83 56V54H80ZM137 55V58L139 57ZM143 55L141 54L140 55V61L138 62V64L136 63V65H138V66H133L134 67V69L132 70V66H131V64H133V62L131 63V61H134V62H136L135 60L136 59H129L128 61H129V63H127V66H131V68H129L128 67V69H130L129 71H128V73H127V76H128V74H130L131 72H134V70H135V68H139L138 69V71H140L141 70V67H144V66H146V65H152V64H154V58H155V56L154 57H152V55L150 56V55H145V56H147V58H150V57H152V59L150 58V59H147V58H144L143 57ZM201 55H203V56H201ZM206 55V56H205ZM47 55H46V57H48ZM50 56H52V57H50ZM89 56V55H88ZM87 56V57H88ZM150 56V57H149ZM205 56V57H204ZM31 56H28V57H26V58H28V60L27 61H29V63H30V59L31 58H33V61H34V59L36 58V57H31ZM42 57V56H41ZM40 57V59L39 60H41V61H39V63L41 62L42 64L45 62V60H46V57L44 58V56H43V58H44V60H43V58H41ZM57 57V58H56ZM91 57V56H90ZM202 57H204V58H202ZM207 57V58H206ZM30 58V59H29ZM138 58V59H139ZM206 58V59H205ZM1 59V58H0ZM2 59H4V58H2ZM1 59V60H2ZM6 59V58H5ZM37 59H38V57H37ZM47 59V60H48ZM53 59V60H52ZM61 59V60H62ZM67 59V60H68ZM109 59V58H108ZM115 59V60H114ZM202 61H201V60ZM0 60V61H1ZM32 60V59H31ZM36 60V59H35ZM43 60V61H42ZM49 60H48V62H49ZM60 60V59H59ZM60 60V61H61ZM150 60V61H149ZM154 60V61H153ZM206 60V61H205ZM6 61V60H5ZM4 61V62H5ZM22 61V60H21ZM32 61V62H33ZM57 61V60H56ZM60 61H57V64H59V62ZM66 61V60H65ZM65 61H62V62H60V64H62L63 62L65 63ZM71 61V60H70ZM69 61V62H70ZM88 60H87V58H86V62H87ZM115 61H116V63H115ZM126 61V60H125ZM123 62L124 63V65H125V63L126 62ZM201 61V62H200ZM206 63H205V62ZM2 62V61H1ZM31 62V63H32ZM36 62H38L37 60H36ZM35 62V63H36ZM47 62V61H46ZM47 62V63H48ZM66 62H68V61H66ZM68 62V63H69ZM79 62L81 63V65L79 64ZM83 62L85 63V64H83ZM204 62V63H203ZM22 63H23V61H22ZM24 63H26V61L24 62ZM24 63H23V66H24ZM72 64H73V62H71ZM71 63H69V65L71 64ZM120 63V62H119ZM2 64V63H1ZM44 64H46V63H44ZM67 63H65V66H69V65H66ZM71 64V65H72ZM87 64V65H86ZM118 65V66H115V65ZM135 64V63H134ZM133 64V65H134ZM143 64H145L144 66H142ZM205 64V65H204ZM207 64V65H206ZM26 65V64H25ZM27 65H28V63H27ZM98 65V66H97ZM124 65H123V67H124ZM202 65V66H201ZM1 66V65H0ZM82 66H84V67H82ZM89 66H90V68H89ZM111 66H115V67H117V68H115L114 67V69H112L111 68ZM121 68H120V67ZM127 66H125V68H127ZM141 66V67H140ZM184 66V67H183ZM62 67H64V64L62 65ZM87 67V68H86ZM83 68H86V70L85 69H83ZM150 69L151 68H154L153 66H150L149 67ZM233 68V69H232ZM85 70V72L83 71V73H82V70ZM117 69V70H118ZM144 69V68H143ZM177 69H178V71H177ZM185 70L186 72H187V70H188V76L187 77H183L184 79H182V75L180 76L179 74L182 72V70ZM28 70V69H27ZM72 70H70V76L71 77H73V75H71V73H72ZM80 70V71H79ZM103 70V69H102ZM137 70V69H136ZM174 70H176V71H174ZM204 70V71H203ZM233 70H234V72H233ZM237 72H236V71ZM105 71H106V73H105ZM111 71V72H110ZM202 72V73H204V74H202L201 73V75H203L202 77H200L199 76V74H197L198 72ZM217 71H219V73L221 74V76H220V79L222 80V81H225L224 83L222 82V84L224 85V87L226 88V93L227 94H225V93H223V92H221L220 91V88L221 87H219L218 88V81L216 80V78L214 79L213 77H214V75H215V77H216V72ZM28 72H31V74H33V72L32 71H29L28 70ZM67 72H69V71H67ZM78 72L76 73V75H78ZM114 72V73H115ZM150 72H152L151 74H154L153 73V71H152V69L150 70ZM180 72V73H179ZM236 72V73H235ZM14 73V72H13ZM73 73V74H74ZM82 73V74H81ZM114 73H112V74H114ZM215 73V74H214ZM12 74V73H11ZM15 74H16V72H15ZM14 74V75H15ZM30 74V73H29ZM65 76H67L68 78H71L70 76H68V75H66V73L64 72L63 73ZM186 74V75H187ZM197 74V75H196ZM214 74V75H213ZM75 74H74V76H76ZM90 75V73H88V76ZM102 75H103V77L105 78V79H103V77H102ZM109 75H107V76H109ZM79 76V75H78ZM93 76V73H92V75L91 76H89L88 78H91ZM116 76V75H115ZM171 76H173V77H171ZM184 76V75H183ZM191 76V77H190ZM199 76V77H198ZM99 77H101L100 79H99ZM180 77H181V79H180ZM211 77L213 78V80L211 79ZM76 78V77H75ZM187 78V79H186ZM192 78V79H191ZM203 78V79H202ZM230 78V79H229ZM77 79H78V77H77ZM79 79H81V77L79 78ZM95 79H97L98 80V82H95ZM233 79V80H232ZM236 79V80H235ZM96 80V81H97ZM179 81V83H178V81ZM203 80V81H202ZM210 80V81H209ZM86 81V80H85ZM113 81V80H112ZM171 81H172V83H171ZM183 81V82H182ZM206 81V82H205ZM208 81H209V84H208ZM120 82V81H119ZM157 82H159L158 80H157ZM174 82V83H173ZM201 82H202V85H201ZM213 82V83H212ZM103 83V82H102ZM162 83V82H161ZM161 83L159 82V87H162V86H160L161 85ZM176 83H178V84H176ZM230 83V84H229ZM115 84H117V82L115 83ZM114 84V85H115ZM141 83H139V85H138V83H137V87L138 86H140V88H141V85L142 86H146L147 84H148V82L147 83H145L144 85L143 84H141ZM171 84V85H170ZM176 84V85H175ZM183 84L185 85V86H183ZM205 84L207 85V86H205ZM118 85V84H117ZM117 85H116V87H117ZM136 84H134V86H135ZM155 85H157L155 88H158V84H155ZM154 85V86H155ZM174 85V86H173ZM133 86V87H134ZM154 86H153V88H154ZM176 86V87H175ZM188 86V87H187ZM198 86V87H197ZM230 86H231V88H230ZM19 88V85L17 86V85H15L14 86V88L11 86V88H6V90H8L9 89V91H6V90H4V93L2 94V92H1V94L2 95H0V105H1V103H2V105H6L7 106V110H8V112L10 113L11 112V109H10V111H9V109L8 108H12V107H10V106H13L14 104H12V102H13V99L11 98H9L10 96H12L13 98L15 97L14 95L16 94V93H18L19 91L17 90L18 88ZM181 87V88H180ZM185 89V90H183L182 91V89L183 88ZM13 88V89H12ZM17 88V89H16ZM139 88V89H140ZM144 88V87H143ZM202 88V89H201ZM3 89V88H2ZM13 90L14 91V95L12 94L13 92L12 91H10V90ZM14 89H16V90H14ZM24 89V88H23ZM23 89L22 90H20V92L21 91H23ZM98 89V88H97ZM117 90H118V88H116ZM160 89H162V88H159V90ZM170 89V90H169ZM171 89H172V91H171ZM186 89H187V91H186ZM188 89H189V91H188ZM60 90V89H59ZM103 90V89H102ZM129 90V89H128ZM143 90V89H142ZM142 90H141V93H142ZM145 90V89H144ZM143 90V91H144ZM157 91H158V89H156ZM195 90H196V92H195ZM199 90H200V92L201 93H199ZM227 90H229L230 92H231V96L229 95V93H228V91ZM233 92H232V91ZM0 91H2L1 89H0ZM15 91H18V92H16L15 93ZM116 91V90H115ZM122 91V93L121 94H123V93H127L128 91L127 90H125V89H123V90H121ZM123 91H126V92H123ZM170 91V92H169ZM182 91V92H181ZM204 91V92H203ZM219 91H220V93H221V95L222 94H224V96L223 97H221V95L219 94ZM12 92V93H11ZM158 92H160L161 93V91H158ZM169 92V93H168ZM180 92V93H179ZM184 92H186L187 93V95H186V93H184ZM211 92V93H210ZM59 93V92H58ZM104 93V94H105ZM173 93H174V96H173ZM189 93V94H188ZM209 93V94H208ZM5 94V95H4ZM114 94V95H113ZM116 92L114 93V91H113V93L111 94V96L110 97H112V96H114V102L113 103H115L116 104V101H118V99L121 97V94L120 93H118L117 95H118V97L116 96ZM8 95V97H6ZM161 95V94H160ZM160 95H159V93H158V98L160 97ZM202 95H203V97H202ZM212 95H216V96H212ZM175 96H177L176 98H178V99H176L175 98ZM207 96V97H206ZM117 97V99H115ZM155 97H157V96H155ZM155 97L153 98L154 100H155ZM199 97V98H198ZM216 97V98H215ZM227 97V98H226ZM231 97V98H230ZM113 98V97H112ZM158 98H156V99H158ZM186 99V100H184V99ZM190 98V99H189ZM192 98V99H191ZM196 98V99H195ZM219 98V99H218ZM223 98V99H222ZM5 99V100H4ZM9 99H10V102L8 103V101H9ZM105 99V100H104ZM110 99V98H109ZM109 99H107V101L109 100ZM176 99V101H174ZM199 99H201V100H199ZM206 99V100H205ZM213 101H212V100ZM233 101H232V100ZM11 100H12V102H11ZM182 100V101H181ZM193 100V101H192ZM202 100H203V102H202ZM211 100V101H210ZM225 100H227V102L225 101ZM3 101V102H2ZM200 103H199V102ZM207 101V102H206ZM222 101L224 102V103H222ZM230 101H231V103H230ZM16 102V101H15ZM18 102V101H17ZM30 102V101H29ZM179 102H181V104L179 103ZM193 103V104H190V103ZM195 102V103H194ZM7 103V104H6ZM107 103V102H106ZM134 103L135 102H133L132 104L134 105ZM178 103V104H177ZM187 103V104H186ZM202 104L203 106H204V109L202 108L203 106L202 105H199V104ZM207 103V104H206ZM10 104H12V105H10ZM29 104V103H28ZM95 104H97V105H95ZM117 104H118V102H117ZM132 104H130L129 106H133ZM183 104V105H182ZM194 104H196V105H194ZM211 104V105H210ZM216 104V105H215ZM221 104V105H220ZM229 104V106L230 107H227V105ZM234 106H233V105ZM10 105V106H9ZM17 105V104H16ZM20 105H22V103L20 104ZM86 105H88V104H86ZM94 105V106H93ZM113 105V104H112ZM128 105V104H127ZM126 105V106H127ZM176 105H178V106H176ZM190 107H189V106ZM192 105H194V108L192 107ZM198 105V106H197ZM224 105H225V107H224ZM182 106V107H181ZM202 106V107H201ZM3 107V106H2ZM2 107H0V108H2ZM3 107V109H5ZM15 107H17V106H15ZM18 107H20V106H18ZM23 109H25V110H21V108H18L20 111H23V113L26 111V106L25 107H23V106H21ZM34 107H36V109L34 108ZM33 107V109L34 110H41V109H37V107L39 108L40 107V105H35ZM86 107H87V109H89V105L88 106H84L83 105V108H85L86 109ZM100 107V108H99ZM180 107V108H179ZM187 109H186V108ZM221 107H224V108H228V109H225L226 110V112L228 113V115L230 116L229 118H227L226 116V118H225V120L223 119V117H221V112H220V109H221ZM41 108V107H40ZM133 108V107H132ZM131 107H130V109H132ZM176 108V109H175ZM191 108V109H190ZM216 108V109H215ZM229 108H232V110H230ZM2 109V110H3ZM13 109H17V108H14V106H13V108H12V114H13ZM33 109H31V110H33ZM100 109V111L99 112H97L96 110H99ZM124 109V108H123ZM128 109V108H127ZM175 109V110H174ZM179 109V110H178ZM190 109V110H189ZM193 109H194V111H193ZM201 109V110H200ZM1 110V109H0ZM2 110H1V113H2ZM7 110H4V111H6L7 112ZM126 110V109H125ZM129 110V109H128ZM127 110V111H128ZM145 110V109H144ZM143 110V111H144ZM189 110V111H188ZM192 110V111H191ZM203 110V111H202ZM18 111V110H17ZM95 111H96V113H95ZM103 111V112H102ZM146 111H151V109H147V110H145L144 112L146 113ZM232 111V112H231ZM35 112H37V111H35ZM104 112H108L107 114L109 115L108 117H101V119H99L100 121H98V118L100 117V115H98L99 113L102 115ZM179 112H180V114H179ZM195 112V113H194ZM201 112V113H200ZM204 112V113H203ZM1 113H0V115H1ZM3 113H5V112H3ZM9 113H5V114H9ZM191 113V114H190ZM217 113H218V115H217ZM220 113V114H219ZM11 113L9 114V115H11V117L13 118V116L14 115H16V114H13L12 115ZM21 114V113H20ZM27 114V113H26ZM97 114V115H96ZM147 114V113H146ZM160 114H162V115H160ZM22 115V114H21ZM164 115V116H163ZM180 115V116H179ZM2 116H3V114H2ZM1 116V117H2ZM5 116H8V115H5ZM5 116H3L4 118H5ZM58 117H59V115H57ZM63 115H61V117H59V119H58V117H57V121L59 122V121H61L62 120V122H61V124L64 122V120L66 119V118H63L62 117ZM65 116H68V118H69V120L68 119H66V123L64 122L63 124H66V128H65V130H61L62 131V133H61V131L59 130H55L54 129V133H56V134H60L59 135V137L61 138V140H63V142L65 143V141L67 142V140L69 139H71L70 141H71V143H72V145L74 144V142H73V140H74V138L72 139V137H74V136H72L73 134H74V131H76V130H74V127H72L73 125H72V123H70L71 122V120L73 119L72 118V116L70 117L69 115H65ZM99 116V117H98ZM120 116V117H119ZM161 116V117H160ZM184 116H186V117H184ZM0 117V118H1ZM2 117V118H3ZM22 117V116H21ZM117 117H119L118 119H116ZM217 117H218V119H217ZM238 117V118H237ZM2 118H1V121H3L2 120ZM3 118V119H4ZM8 118H10V117H8ZM60 118H62V119H60ZM70 118H72L71 120H70ZM151 117H149V119H150ZM175 118V117H174ZM187 118V119H186ZM18 119H20V118H18V116L16 115V118L14 117V120H12V119H10V120H7L6 119V121L4 122H1L0 121V131H2L3 133H5V134H3V133H1L2 134V136L3 137H1L0 136V159H1V161H0V165H2L4 168H2V167H0L1 169V171L3 172L4 170H2V169H5V166L4 165H6L7 164V167H8V165H9V167L10 166H13V164H14V166H15V168H14V166L12 167V169L11 168H9L8 167V169H10V171L8 172V173H0V264H3L4 263V260H5V258L7 257V256H10V255H13L14 257H16L18 254H20V253H22L20 250H17L20 246L22 247V245H24V243H25V245H26V247H28V248H31L32 247V249H33V247H37L38 245H41L43 248H47L48 247V245H49V243H53L54 242V240L56 239V238H58L59 236V234H57L56 232V234L57 235H55L56 237H55V239L54 238H52L50 235H48V234H50V233H48V232H43V234H41V230H44V229H41L42 227L44 228V225L46 224V226H45V228L47 227V225H49V223H50V221H47V222H49L48 224H47V222H46V220L45 221H42V222H38L37 220V222L35 221V218L33 217V216H35V214L34 215H30V214H32V212L34 213V211H33V209H34V207H36V210H39V209H37L38 207H43V206H38L39 204H42V203H45V201H46V199L51 195H53L54 193L56 194H58V193H61L62 192V190L60 191V190H58V191H56L57 189H45V188H43L42 186H43V184L45 183V181H43V179L45 178V176H46V174H45V176H44V178L42 177V175H44V174H40V172H36V174L33 176L32 175V177H28V179H25V177H26V175H24L25 177H24V180H25V182H23V180H21L20 178H22L23 177V170H22V167H24L25 165H26V163H25V161L27 160V161H30V160H34V159H37L38 157H40V159H41V156H43L44 157V155H42L43 154V150H41V156H39L38 154V156L36 155V153H37V151L35 150V149H37V147H35V151H36V153H35V151L33 150V152L30 154V153H26V152H22L23 154H24V157L26 158V160L24 161V163H22L20 160L22 159V158H24L23 157V154L21 153H17L18 155H16V151L15 152H13L12 150H10V147H9V145H12V143L13 142H16V141H18V139H16L17 137H22V140L24 141V139H23V137L25 138V136H24V134L22 135V133L24 132L25 133V131L26 130H30L29 131V133L26 131V134L28 133V135H26V137L29 139V137H31V135H30V133L31 132H34L35 131V128L37 127V126H39V124L33 129L32 127H34L35 125H31V127L30 126H28V127H30L31 129H29V128H27V126H25V128H27V129H20V128H18L20 131H23L22 133L18 130V132H20L18 135H16V134H14V135H16V136H12V135H10V134H13L14 132L13 131H11L12 129H10V134L7 132V129L9 130V128H13V126L15 127L16 125H18L16 122H19L20 120H18ZM94 119V120H93ZM105 120V119H112V121H108L110 124H117V126H115V129L114 128H112L113 126H111L110 124H109V126H111V131L113 132L112 134H114V136L112 137V134H110L111 133V131L109 130V126L107 125V126H105V124L106 123H108V122H106L105 123V121H103V120ZM152 119V118H151ZM165 119V118H164ZM189 119V120H188ZM229 119H231L230 121H229ZM16 120V121H15ZM67 120L69 121V123H70V126H69V124L67 125ZM120 120V121H119ZM143 120V121H142ZM234 120V121H233ZM56 121V122H57ZM73 121V120H72ZM117 122V123H113V122ZM140 121H142V122H146L147 123V125H148V128H150V130H151V132H149V129L148 128H145V127H147V126H143V123L142 122H140ZM177 121L180 123V124H178L177 123ZM217 121H218V123H217ZM229 121V122H228ZM57 122V123H58ZM139 122V123H138ZM161 122V123H162ZM232 122V123H231ZM20 124H21V122H19ZM52 123V122H51ZM54 123V122H53ZM53 123L52 124H50V122H48V124H50L51 126H53ZM138 123V124H137ZM145 123V124H146ZM19 124V125H20ZM22 124H24V123H22ZM20 125L21 127H23V125ZM46 124H47V122H46ZM45 124V125H46ZM47 124V126H49ZM55 124V123H54ZM88 124H90L89 126H87ZM123 124V125H122ZM137 124V125H136ZM164 124V123H163ZM40 125H42V124H40ZM44 125V124H43ZM42 125V126H43ZM219 125V126H218ZM220 125H221V127L223 128H221L222 129V133H223V136H224V139L225 140H227L226 142H228V143H225V145L223 144L225 141H223L224 139L223 138H221V136H220V130H218V132H217V129H219V127H220ZM41 126V127H42ZM67 126L68 127H70L69 129H67ZM105 126V127H104ZM185 126V127H184ZM44 127V126H43ZM42 127V128H43ZM56 127H58V126H56ZM55 127V128H56ZM119 127V129H121ZM260 127V128H259ZM17 128V127H16ZM15 128V129H16ZM46 128V130H47V127H45ZM44 128V129H45ZM49 129L48 130H53V129H51L50 127H48ZM53 128V127H52ZM60 128H62L61 127V125H60ZM59 127H58V129H60ZM72 128H73V130L74 131H72ZM153 129V132H152V129ZM157 128V127H156ZM181 128H182V130H181ZM184 128H186V129H184ZM15 129H13V130H15ZM40 129V127L39 128H37V130L36 131H38ZM57 129V128H56ZM75 129H77V128H75ZM118 129V130H119ZM145 129H148V130H146V131H148L149 132V136H147V132L146 131H144ZM155 129V130H154ZM236 129H238L239 131L238 132H236ZM42 130V129H41ZM40 130V131H41ZM233 130H235V131H233ZM5 131V132H4ZM35 131V134L37 133L38 135H37V139H39V141H41L40 140V138H39V134L40 133H42V132H40L39 131V133L38 132H36ZM77 131H78V129H77ZM76 131V132H77ZM98 131V132H97ZM132 131V130H131ZM183 131H186V132H183ZM229 131H233V133H237V134H234L233 135V133H231V135H230V132ZM15 132H17V131H15ZM76 132H75V134H76ZM90 132V133H89ZM102 132V133H103ZM9 135H8V134ZM44 133V132H43ZM73 133V134H72ZM95 133L94 134H91L92 136L93 135H95ZM147 133V134H146ZM31 134H34V133H31ZM64 134V135H63ZM65 134H67V135H65ZM99 134L100 133H98V135H95V137H93V138H99ZM217 134V135H216ZM22 135V136H21ZM46 135V134H45ZM55 134H53V136H54ZM101 135V134H100ZM233 135V136H232ZM241 135V136H240ZM5 136V137H4ZM11 136V137H10ZM29 136V137H28ZM44 136V135H43ZM48 136V135H47ZM51 136V135H50ZM49 136V137H50ZM64 136H68L67 138L66 137H64ZM92 136L90 137V138H92ZM97 136V137H96ZM102 136V139H105L106 137H104L103 136V134L101 135ZM100 136V137H101ZM122 136H123V141H122ZM135 136H137V137H135ZM158 136V137H157ZM162 136V137H161ZM163 136L165 137V138H163ZM190 136H192L191 138H190ZM34 137V136H33ZM32 137V138H33ZM46 137V136H45ZM45 137H43V139H45V140H47V141H51V140H49V139H46ZM48 137V138H49ZM52 137V136H51ZM59 137H57V139H55V138H53V140H52V142H50V144L51 145H53L54 143L55 144H57V146H59V147H67V145L65 144V145H63L62 144V142L60 143V142H58L59 140H60V138ZM71 137V138H70ZM104 137V138H103ZM187 137H188V139H187ZM237 137H238V139H237ZM64 138H66L65 140H64ZM108 138V137H107ZM111 138V139H110ZM137 138V139H136ZM160 138V139H159ZM241 138V139H240ZM244 138V139H243ZM21 138H19V140H20ZM35 139V138H34ZM34 139H32L33 141H34ZM42 139V138H41ZM52 139V138H51ZM94 139V140H95ZM101 139V138H100ZM131 139V140H130ZM134 139H136L138 142V144L137 143H135V141L136 140H134V144H133V140ZM164 139V140H163ZM172 141H171V140ZM184 139V140H183ZM191 141H190V140ZM15 140V141H14ZM25 140H27V139H25ZM32 140H29L28 141V143L29 142H31ZM44 140V141H45ZM60 140V141H61ZM96 140H98V139H96ZM114 140V139H113ZM130 140V141H129ZM148 140H150V141H148ZM161 140V141H160ZM193 140L195 141V142H193ZM23 141H21V143L23 142ZM32 141V142H33ZM56 141V142H55ZM129 141V142H128ZM145 141V142H144ZM163 141V142H162ZM165 141V142H164ZM174 141V142H173ZM183 141V142H182ZM20 141H18V143H19ZM25 142H27V141H25ZM24 142V143H25ZM32 142H31V144H32ZM35 142H37V140L35 141ZM35 142H33V143H35ZM89 142V141H88ZM108 143H110L109 141H107ZM113 142V141H112ZM111 142V143H112ZM9 143H11V144H9ZM28 143H25V144H28ZM110 143V144H111ZM127 143V144H126ZM133 144L134 145V147H131V149L133 148H136V149H134V150H130V144ZM158 143V144H157ZM163 143V144H162ZM184 143V144H183ZM190 143V144H189ZM15 144V143H14ZM16 144H17V142H16ZM25 144H23V145H25ZM54 144V145H55ZM63 146H62V145ZM137 144V146L135 147V145ZM229 144H230V146H229ZM28 145H30V143L28 144ZM32 145H34V144H32ZM32 145H30V146H32ZM53 145V147H55ZM61 145V146H60ZM133 145H131V146H133ZM148 145V146H147ZM175 145V146H174ZM176 145H178L179 147H176ZM194 145V146H193ZM222 145V146H221ZM227 145L229 146V147H232V145H234V147H235V149L237 150V156H238V162L239 161H242V160H240V159H243V158H247L246 156H247V150H249V151H251L252 153H254L255 154V160L256 159H258V155H259V158L261 159V160H256L257 162H256V164H257V166H255V171H253V173L248 177V175H246L247 177H245L244 175H242V173H241V175H239V177L240 178H238V180H239V183L240 182H242V184H243V181H244V184L246 183V181L247 180H251L252 181V184H250V185H247V183H246V185H245V188H246V190L245 191H243V189H245L243 186V189H241V193L243 194H241V196H244V198H245V200H247L246 202H247V204H248V206H247V204H246V206L249 208V210H247V212L245 213V215L244 216H241L240 215V213H239V208H238V205H237V203L235 202V199H236V193H235V190L233 191V185H231V180L229 179V170H228V168H229V166H227V165H229V164H227V155H226V149L225 148H227ZM15 146V145H14ZM17 147H19V149L21 150L22 148L20 147V144L19 145H16ZM26 146V145H25ZM35 146H38V145H35ZM71 146V145H70ZM224 146V147H223ZM237 146V147H236ZM13 147V146H12ZM12 147H11V149H12ZM128 147V148H127ZM161 147V148H160ZM233 147V148H234ZM16 148V147H15ZM158 148V149H157ZM177 148H180V149H184L185 148V150L187 151V153H186V156H184L185 154H184V152H181L180 151V149H177ZM256 148V149H255ZM19 149L18 148H16V150H18L17 152H19ZM24 149H26V148H24ZM31 149V147H29V148H27V151H29ZM38 149H40L39 148V146H38ZM127 149H129V150H127ZM161 149V150H160ZM189 149V150H188ZM252 149V150H251ZM254 149V150H253ZM235 150V151H236ZM242 150H244V151H242ZM24 151V150H23ZM26 151V150H25ZM131 151H133V152H131ZM163 151V152H162ZM248 151V152H249ZM21 152V151H20ZM30 152V151H29ZM38 152H40V150L38 151ZM130 152V154H128ZM223 152V153H222ZM6 153V156H4V154ZM25 153H26V155H25ZM146 153V154H145ZM179 153L181 154L180 155V157H185V159H184V161H186V159H187V161H192V163L189 161V163L188 164H190L189 166L188 165H186V162H184L183 164H184V168H186V169H184L183 167H181V165H180V162L182 161V158H180L179 157ZM190 153V154H189ZM224 153H225V155H224ZM137 154V155H136ZM142 154V155H141ZM145 154V155H144ZM183 154V155H182ZM192 154V155H191ZM245 155V157H243V155ZM253 154V155H254ZM256 154H258V155H256ZM9 155V156H8ZM12 155H15L14 157L12 156ZM93 155V154H92ZM96 156H97V154H95ZM113 155V156H114ZM144 155V156H143ZM4 156V157H3ZM8 156V157H7ZM10 156H12V157H10ZM37 156V157H36ZM45 156H46V154H45ZM48 156V155H47ZM191 158H190V157ZM250 156V155H249ZM36 157V158H35ZM91 157H94V156H91ZM148 157V158H147ZM160 157V158H159ZM243 157V158H242ZM253 157V158H254ZM133 158H134V156H133ZM135 158H134V160H135ZM144 158H146V160L144 159ZM194 160H193V159ZM235 158V160H236V162H237V159ZM40 159H38L37 161L39 162L40 161ZM46 160H47V158H45ZM51 159V158H50ZM158 159H156V160H158ZM181 159V160H180ZM197 159V160H196ZM17 160H19V161H17ZM22 160H24V159H22ZM44 160V159H43ZM48 160H49V157H48ZM52 160V159H51ZM155 160V161H156ZM175 160H177L176 162H175ZM180 160V162H179V166L181 167V169L180 170H183L184 172H186V174H184V172H181L180 170H177V169H175L176 167L177 168H180V167H178V161ZM196 160V161H195ZM227 160V161H226ZM35 162V160H34V162L35 163H37V164H39L38 162ZM42 161V160H41ZM53 161V160H52ZM51 161V162H52ZM139 161H141V163L139 162ZM174 161V162H173ZM34 162H31L32 164L34 163ZM147 162H148V164H147ZM194 162V163H193ZM17 163H19V164H23V166H20L19 164V166L21 167V168H18V165L16 166V164ZM34 163V164H35ZM176 163H177V166H176ZM28 165H29V163H27ZM136 164L133 166L134 168H135V166H136ZM147 164V165H146ZM160 163L158 162V165H159ZM181 164H182V162H181ZM182 164V165H183ZM196 164V165H195ZM242 164H244V162L242 163ZM241 164V165H242ZM31 165V164H30ZM29 165V166H30ZM112 165H114V166H112ZM145 165H146V167H145ZM246 165V164H245ZM149 166V168H147ZM151 166H152V164H151ZM187 166V167H186ZM197 166V167H196ZM7 167H6V169H7ZM26 167H28L27 165H26ZM34 167H36V164L32 167V168H34ZM109 167V168H110ZM145 167V168H144ZM30 168V167H29ZM27 169V170H25V171H28L29 173L28 174H34V170H32L31 168L30 169ZM152 168V167H151ZM194 168V169H193ZM197 168V169H196ZM5 169V171H8V170H6ZM24 169V168H23ZM26 169V168H25ZM175 169V170H174ZM188 170V171H187ZM0 171V172H1ZM175 171V172H174ZM176 171L178 172V171H180V172H178L177 173V175H176V177H175V175H174V173H176ZM24 174H25V172H24ZM26 174H27V172H26ZM171 174V175H170ZM195 174V175H194ZM21 175H22V177H21ZM66 175V174H65ZM68 175V174H67ZM70 175V174H69ZM197 175V176H196ZM31 176V175H30ZM62 176H64V175H62ZM60 177L59 176V179L61 178V179H63V177ZM194 176V177H193ZM227 176V177H226ZM242 176H244V177H242ZM42 177V178H41ZM68 177V176H67ZM64 178H66V177H64ZM46 180H48L49 178H45ZM54 179H56L55 177H54ZM13 180L15 181V182H13ZM38 180H39V182H38ZM50 180V179H49ZM177 180V181H178ZM182 180V181H181ZM43 181V184L41 185V182ZM250 182V181H249ZM7 183H9V185L10 184H12V183H21L22 185H19V186H14V185H10V188H8V187H6L7 186ZM23 183H25V184H23ZM183 184H186V185H183ZM249 184V183H248ZM29 186V187H28ZM32 186H35V188L34 189H40L41 188V190L42 191H44L45 193H43L42 191H39L38 189L37 190H35V191H39V192H41V194L39 193H35V191L34 192H32L33 191V189L31 188ZM179 186V185H178ZM193 186V185H192ZM248 186H250L249 188H248V190H247V187ZM30 188V189H29ZM32 189V191H30ZM193 189V188H192ZM181 190H179L180 191V194H184V193H189V190H186V192H182ZM243 191V192H242ZM163 193H164V191H162ZM34 193L35 194H38V195H34ZM43 193V194H42ZM54 194V195H55ZM197 195V196H196ZM50 196V197H51ZM184 195L183 196H181V198L179 197V200H181V201H179L182 205L184 204L185 206H186V204H188L189 203V201H187V200H184V201H186V202H184L183 203V199L184 198H186V199H188L187 197H184ZM183 198V199H182ZM50 199V198H49ZM48 199V200H49ZM47 200V201H48ZM42 202V203H41ZM188 205H190V203L188 204ZM197 206V207H198ZM21 207H23V208H25V210H26V212H23V211H25L24 209H23V211H21V212H23L22 214H20V215H25V216H22L23 218L21 219L19 216H12V217H10L8 220H6L5 218H3L2 216H4L3 215V213H4V211H6V209H8V208H14L15 210H16V208H21ZM246 207V208H247ZM13 209V210H14ZM22 210V209H21ZM40 211V210H39ZM47 212H48V210H46ZM46 211H43V212H41V214L43 213V214H45V213H47ZM50 211V210H49ZM45 212V213H44ZM37 213H38V211H37ZM50 213V212H49ZM49 213H47V214H49ZM41 214H40V217H42V218H44L43 216H41ZM47 214H46V217H47ZM51 214V213H50ZM189 213H187V215H188ZM204 214V215H203ZM183 216V219H182V222H183V230L181 229V231H180V234L181 233H186L187 232V228H186V225L184 224V223H187L186 221H188V222H190V221H192V218H191V220L190 219H188V218H190L192 215L191 214H189L188 216ZM203 215V216H202ZM31 216V217H30ZM37 216H39V215H36L35 217H37ZM194 216V215H193ZM192 216V217H193ZM26 217V218H25ZM40 217H37L36 219H39ZM188 217V218H187ZM195 217V216H194ZM24 218L27 220H25V224L28 226V228H27V226L24 224ZM195 218H193V220H194ZM40 220V219H39ZM48 220V219H47ZM10 222V223H12V225L13 226H15L14 224H18V225H22V222H23V228H22V230L25 232V233H23V232H20L21 234L20 235H18V236H16V237H14L13 239H10L6 234H5V231H4V227L6 226V223L7 222ZM112 221H114V219H110L109 218V220L107 219V220H105L103 223H101L100 224V226L98 227V228H100V227H102V226H104L105 224H109V222H110V224L112 223ZM32 222H34V223H32ZM45 222V223H44ZM14 223V224H13ZM31 223H32V225H31ZM41 223H44L43 224V226H42V224ZM34 224V225H33ZM24 226H26V229L24 228ZM30 226V227H29ZM40 227V228H39ZM211 227V228H210ZM14 229H15V227H13ZM41 229L40 231H37V230H39V229ZM98 228H96V227H93V228H91L90 230H92V231H90V233H89V231H88V233L87 232H83V233H79L80 235H87V234H89V235H91V232H96L97 231V229ZM29 229H31L32 231H34L35 232V234H36V236L32 233V231H30ZM95 229H96V231H95ZM21 230V231H22ZM46 231H47V229H45ZM260 231H262V232H260ZM27 232H28V234H27ZM60 232V231H59ZM252 232H254V233H256L257 235V239L255 240V239H253V236H251L252 235ZM260 232V233H259ZM23 233V234H22ZM30 233V234H29ZM37 233H39V234H37ZM54 233V234H55ZM61 233V232H60ZM85 233H87V234H85ZM32 234V235H31ZM41 234V235H40ZM53 234V233H52ZM101 234L100 233H97V234H95V235H93L92 237H93V239L94 240H96V239H99L101 236H100ZM185 237V236H184ZM210 238L212 241L214 240L213 238ZM51 238H52V242H51ZM209 239V238H208ZM209 239V240H210ZM211 241V242H212ZM210 242V241H209ZM256 243H258L259 244V251H255V244ZM54 244V243H53ZM52 244V245H53ZM24 245V246H25ZM181 245L182 246H185V247H187L188 249H189V252H191V250H190V248H189V246H187V242H185V239L182 241V243H181ZM39 247L38 246V249L39 248H41V249H43L42 247ZM50 246H51V244H50ZM49 246V247H50ZM28 248L26 249V248H23L24 250H28ZM50 248H52V246L50 247ZM36 249V248H35ZM34 249V250H35ZM48 249V248H47ZM46 249V251H48ZM43 250H45V249H43ZM42 250V251H43ZM59 250H61V249H59ZM59 250H57V253L59 252ZM131 250H133V248H131ZM39 251V250H38ZM264 255V254H263ZM258 256H259V262L257 261V259H258ZM202 261V263H203V260H201ZM257 261V262H256ZM188 262H190V264H201L200 262H198V259H196V260H191V261H188ZM41 263V262H40ZM155 264H158V263H155Z\"/></svg>",
	"mask_w": 264,
	"mask_h": 264
}]
</instances>
